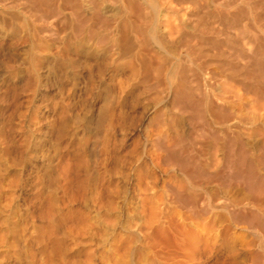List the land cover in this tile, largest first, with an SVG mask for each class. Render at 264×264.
Segmentation results:
<instances>
[{"label":"bare ground","instance_id":"obj_1","mask_svg":"<svg viewBox=\"0 0 264 264\" xmlns=\"http://www.w3.org/2000/svg\"><path fill=\"white\" fill-rule=\"evenodd\" d=\"M0 264H264V0H0Z\"/></svg>","mask_w":264,"mask_h":264}]
</instances>
